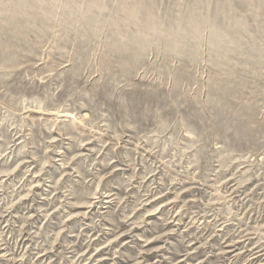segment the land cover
I'll list each match as a JSON object with an SVG mask.
<instances>
[{
	"label": "rangeland",
	"instance_id": "1",
	"mask_svg": "<svg viewBox=\"0 0 264 264\" xmlns=\"http://www.w3.org/2000/svg\"><path fill=\"white\" fill-rule=\"evenodd\" d=\"M0 264H264V0H0Z\"/></svg>",
	"mask_w": 264,
	"mask_h": 264
}]
</instances>
